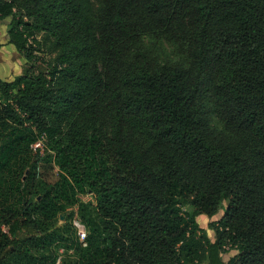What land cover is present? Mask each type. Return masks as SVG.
Returning <instances> with one entry per match:
<instances>
[{
	"label": "trees",
	"instance_id": "obj_1",
	"mask_svg": "<svg viewBox=\"0 0 264 264\" xmlns=\"http://www.w3.org/2000/svg\"><path fill=\"white\" fill-rule=\"evenodd\" d=\"M6 20L26 64L0 80V264H264V0H0ZM224 202L212 241L197 218Z\"/></svg>",
	"mask_w": 264,
	"mask_h": 264
},
{
	"label": "rangeland",
	"instance_id": "obj_2",
	"mask_svg": "<svg viewBox=\"0 0 264 264\" xmlns=\"http://www.w3.org/2000/svg\"><path fill=\"white\" fill-rule=\"evenodd\" d=\"M9 21H3L0 22V80L11 82L14 79H16L18 76L22 74L23 67L26 64V60L17 52L15 47L13 45H10L8 34H7V25ZM156 54L160 56V58L164 60H170V61H178L179 59L172 53L171 49L167 46H158L156 49ZM212 124H217V118L215 114H212ZM42 149L44 151V147L42 144H38L35 147ZM82 200L85 202L88 201H94V198L92 195H86L82 197ZM228 206V202H224L222 205L221 211L218 213V215L214 216L213 218H209L207 216H201L197 218V221L200 225V227L207 233L208 237L215 241L216 234L214 231L209 229V224L217 222V220H220L225 208ZM76 210V209H74ZM65 217L60 216L59 218V225L62 226L65 224ZM238 256V252L231 251L227 254H223L222 258L225 260V262H228L232 257ZM202 264H207V262H204Z\"/></svg>",
	"mask_w": 264,
	"mask_h": 264
},
{
	"label": "built area",
	"instance_id": "obj_3",
	"mask_svg": "<svg viewBox=\"0 0 264 264\" xmlns=\"http://www.w3.org/2000/svg\"><path fill=\"white\" fill-rule=\"evenodd\" d=\"M74 225H75V227H76V228L78 229V231H79L80 239H81L82 241H84L85 238H86V235H87V233H86V229H85V227L80 223V221L78 220L77 217H76L75 220H74Z\"/></svg>",
	"mask_w": 264,
	"mask_h": 264
},
{
	"label": "crops",
	"instance_id": "obj_4",
	"mask_svg": "<svg viewBox=\"0 0 264 264\" xmlns=\"http://www.w3.org/2000/svg\"><path fill=\"white\" fill-rule=\"evenodd\" d=\"M201 217V216H200ZM218 221V220H217ZM225 261V260H224Z\"/></svg>",
	"mask_w": 264,
	"mask_h": 264
}]
</instances>
